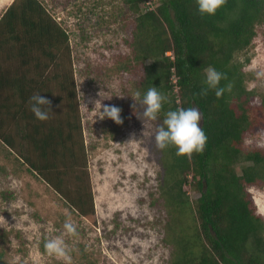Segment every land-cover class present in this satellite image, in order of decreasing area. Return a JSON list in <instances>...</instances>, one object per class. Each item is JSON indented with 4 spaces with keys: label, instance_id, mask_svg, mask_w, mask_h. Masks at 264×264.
<instances>
[{
    "label": "trees",
    "instance_id": "16d2710c",
    "mask_svg": "<svg viewBox=\"0 0 264 264\" xmlns=\"http://www.w3.org/2000/svg\"><path fill=\"white\" fill-rule=\"evenodd\" d=\"M145 2L121 0L117 16H111L129 29L124 69L139 70L135 91L155 86L168 97L153 121L156 127L167 111L196 107L207 136L204 151L191 157L178 155L175 146H151L162 167L170 264H264V217L249 192L252 186L264 188V147L244 146L248 134L264 128V95L255 103L239 58L264 26V0H227L211 16L198 13L196 0H159L142 10ZM209 66L226 74L221 86L232 85L220 98L214 90L199 95ZM36 92L51 101L46 121L30 111L28 101ZM56 105L64 106L59 116ZM137 113L148 120L139 105ZM12 124L26 145L17 151L26 169L80 215L90 216L69 35L42 0H13L0 15V142L10 151L17 148ZM186 184L199 192L193 202Z\"/></svg>",
    "mask_w": 264,
    "mask_h": 264
},
{
    "label": "rangeland",
    "instance_id": "374dc122",
    "mask_svg": "<svg viewBox=\"0 0 264 264\" xmlns=\"http://www.w3.org/2000/svg\"><path fill=\"white\" fill-rule=\"evenodd\" d=\"M12 1L0 0V15ZM42 1L69 35L92 212L80 215L51 185L26 169L17 152L26 145L12 124L17 148L10 151L0 142V264H13L17 256L20 264H64L42 249L55 236L66 241L72 264H170L159 189L162 167L151 148L156 126L137 116L138 105L131 96L141 74L124 69L129 29L111 17L117 16L121 0ZM157 2L146 0L141 9L154 8ZM124 20L128 22L127 16ZM239 58L256 103L264 95V26L257 28L252 45ZM98 99L119 107L123 122L96 117ZM63 111V105H56L54 114ZM244 146L264 147V128L248 134ZM240 169L241 164L238 173ZM183 188L191 202L199 196L190 185ZM249 192L264 217V188L252 186ZM69 220L76 225L75 236L65 233L63 226Z\"/></svg>",
    "mask_w": 264,
    "mask_h": 264
},
{
    "label": "clouds",
    "instance_id": "9594fccd",
    "mask_svg": "<svg viewBox=\"0 0 264 264\" xmlns=\"http://www.w3.org/2000/svg\"><path fill=\"white\" fill-rule=\"evenodd\" d=\"M227 0H196L197 11L201 16L215 15L217 10L226 4ZM227 76L215 68L209 66L206 69L204 84L206 87L201 88L199 95L206 96L209 90H214L215 96L220 98L226 91H231L232 85L226 84L221 86V81L226 80ZM251 90V89H249ZM41 92H36L29 98L30 111L35 118L40 121L49 119L51 112V101ZM119 97V96H118ZM132 99L142 108V116L150 121H156L161 114L163 105L168 102V97L152 86L145 92L136 91ZM99 101L98 116L100 119L110 118L117 124H121V109L117 106L103 105L101 99ZM202 114L196 107H179L175 110H169L165 113L162 123L156 127L154 140L158 149L164 150L167 147L175 146L178 155H191L202 153L205 149L207 136L200 121ZM65 233L70 236L77 234L76 225L70 220L64 224ZM45 250L49 256H54L58 260H62L64 264H72L70 249L62 236H55L45 241ZM13 264H20V257L17 256L13 260Z\"/></svg>",
    "mask_w": 264,
    "mask_h": 264
},
{
    "label": "built area",
    "instance_id": "2783aa9c",
    "mask_svg": "<svg viewBox=\"0 0 264 264\" xmlns=\"http://www.w3.org/2000/svg\"><path fill=\"white\" fill-rule=\"evenodd\" d=\"M147 3L148 4H150V1H147ZM146 8H148V9H151L149 6H147ZM173 81L175 82L176 81V79L175 78H173ZM176 89V91H177V88H175Z\"/></svg>",
    "mask_w": 264,
    "mask_h": 264
}]
</instances>
